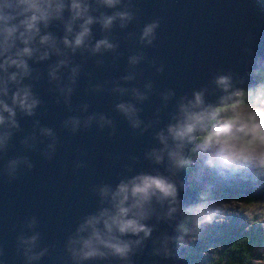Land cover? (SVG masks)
<instances>
[{
    "label": "water",
    "instance_id": "obj_1",
    "mask_svg": "<svg viewBox=\"0 0 264 264\" xmlns=\"http://www.w3.org/2000/svg\"><path fill=\"white\" fill-rule=\"evenodd\" d=\"M6 2L15 0H0V9ZM75 2L87 11L74 19L73 0H43L51 5L43 8L47 22L25 34L28 44L20 38L24 16L9 25L18 31L7 52L0 35V264H187L180 256L189 249L177 238L198 192L169 153L186 159L192 144L178 150L168 130L184 120L182 108L209 109L255 85L250 72L264 70V6L257 0ZM88 18L89 35L76 46ZM106 18H113L108 27ZM100 41L111 47L97 49ZM25 47L31 56H18ZM9 58L23 60L27 74L5 70ZM221 77L227 91L217 83ZM23 89L36 101L30 115L13 103ZM197 93L203 105L192 108ZM139 176L165 178L175 185V198L153 196L144 205L139 223L149 235L113 230V243L128 244L126 256L98 245L103 255L84 259L80 241L91 229L80 232L81 226L105 210L114 215L112 194ZM248 191L264 200V186ZM97 228L106 233L103 222Z\"/></svg>",
    "mask_w": 264,
    "mask_h": 264
},
{
    "label": "clouds",
    "instance_id": "obj_2",
    "mask_svg": "<svg viewBox=\"0 0 264 264\" xmlns=\"http://www.w3.org/2000/svg\"><path fill=\"white\" fill-rule=\"evenodd\" d=\"M108 6H112L116 0H103ZM50 4H43V0H15V3H5L2 9H11L15 11L20 9L16 15L5 14L0 9V35L4 38V49L7 52L9 41L18 31V27L9 26L11 21L17 16H24L25 19L20 21L19 27H23L25 32L20 34L24 44H28L29 39H24L25 34L38 33L36 27L39 21L47 22L48 16L43 11L44 7H50ZM72 11L74 19L82 16L87 11L82 8L79 3L73 0ZM63 8L62 4L57 5V12ZM30 14V15H29ZM113 18H106L104 26L108 27L112 23ZM92 23L91 18H88L82 31L76 37L75 45L80 46L86 36L89 35L88 25ZM71 31V28H69ZM152 31L149 27L145 31V36H148ZM50 38L45 36L41 43H47ZM68 44V41H64ZM111 47L106 41H100L97 44V49L101 46ZM18 56H31V50L28 47L23 49L22 53H17ZM9 66H15L21 69L24 74H27V64L23 60L7 59L3 67L5 70ZM11 80H16V75L10 77ZM217 83L227 91L228 80L221 77ZM22 92V94H21ZM4 94L7 95V89ZM13 103L31 114V109L35 107L36 101L31 100L30 93L27 89L18 91L13 95ZM31 100V102H29ZM203 105L202 95L195 94V103L192 108H201ZM4 111L10 116H14L12 109L4 105ZM184 120L175 127L169 128V133L173 140L177 142V149H181L185 143L194 144L193 152H202L207 156L206 163L209 167L220 169L242 168L247 165L264 169V85L259 86L255 90L238 91L227 95L220 102L209 109H203L198 112L189 111L188 108H182ZM4 123V119L0 116V124ZM163 142L164 138L161 135ZM170 158L177 168L184 167L191 163V158L185 159L180 155L179 151L169 153ZM160 157H157L159 162ZM104 195H108V191H104ZM153 196L158 199L175 198L176 188L173 183L161 176H139L130 181L128 184L121 183L118 190L112 194V201L116 209L115 214H111L107 210L100 213L99 217H91L81 226L80 232H85L91 229V234L87 239H82V256L84 259L103 255L97 251V246H103L111 249L116 255L121 257L126 256L129 251L128 244H122L119 241L113 243L116 239L113 235V230L116 229L123 235L126 233L139 234L144 232L145 236L149 235L150 230L146 229L139 223L140 219L144 218L143 207L148 203ZM131 199L130 206H126ZM199 207L189 209L190 212H198ZM132 213L134 219H127ZM205 220H211V217H205ZM103 222L106 233H102L98 228Z\"/></svg>",
    "mask_w": 264,
    "mask_h": 264
},
{
    "label": "rangeland",
    "instance_id": "obj_3",
    "mask_svg": "<svg viewBox=\"0 0 264 264\" xmlns=\"http://www.w3.org/2000/svg\"><path fill=\"white\" fill-rule=\"evenodd\" d=\"M193 148L194 144L186 157L191 158L185 166L187 180L202 198L192 207L200 210L189 211L186 232L177 238L178 244L190 250L193 247L196 264H202L204 260L209 262L231 231L237 235L259 232L262 238L252 250L251 264H264V200H253L247 195L248 190L264 186V169L252 165L230 170L209 167L206 154L193 152ZM208 216L211 220H205ZM195 247L201 249L199 253Z\"/></svg>",
    "mask_w": 264,
    "mask_h": 264
},
{
    "label": "trees",
    "instance_id": "obj_4",
    "mask_svg": "<svg viewBox=\"0 0 264 264\" xmlns=\"http://www.w3.org/2000/svg\"><path fill=\"white\" fill-rule=\"evenodd\" d=\"M260 2L262 6H264V0H257ZM254 78L255 85L249 90H255L261 85H264V70L252 71L250 72ZM187 159V158H186ZM202 195L198 193V199L200 200ZM193 207V206H192ZM190 207L189 209H191ZM189 209L185 212V216L182 218L181 224V235H184L187 227V217L189 213ZM262 235L259 232H248L241 234H234L232 231L230 235L226 236L222 240V243L216 250L214 256L210 257L207 260H204V264H251V261L254 257V252L252 251L256 246L260 245ZM196 248V247H195ZM190 250V247L188 248ZM192 249L187 251L180 256L181 258H185L187 260V264H196L195 254L192 253ZM198 253L201 249H198ZM202 263V264H203Z\"/></svg>",
    "mask_w": 264,
    "mask_h": 264
},
{
    "label": "bare ground",
    "instance_id": "obj_5",
    "mask_svg": "<svg viewBox=\"0 0 264 264\" xmlns=\"http://www.w3.org/2000/svg\"><path fill=\"white\" fill-rule=\"evenodd\" d=\"M186 171H187V169H186Z\"/></svg>",
    "mask_w": 264,
    "mask_h": 264
}]
</instances>
